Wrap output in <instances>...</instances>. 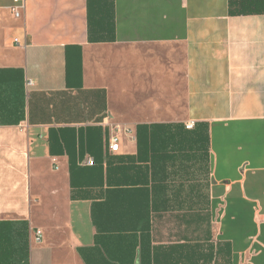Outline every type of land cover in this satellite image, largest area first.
Instances as JSON below:
<instances>
[{
  "label": "crops",
  "instance_id": "1",
  "mask_svg": "<svg viewBox=\"0 0 264 264\" xmlns=\"http://www.w3.org/2000/svg\"><path fill=\"white\" fill-rule=\"evenodd\" d=\"M15 6L0 0L10 264H264V0Z\"/></svg>",
  "mask_w": 264,
  "mask_h": 264
},
{
  "label": "built area",
  "instance_id": "2",
  "mask_svg": "<svg viewBox=\"0 0 264 264\" xmlns=\"http://www.w3.org/2000/svg\"><path fill=\"white\" fill-rule=\"evenodd\" d=\"M16 6L14 7V12H15V16L16 18H20L22 16V14L20 12H18L17 10L20 8H24V2L25 0H14ZM31 85V83H30ZM195 124L194 122H189L188 124H186V128L189 130H192L194 128ZM117 133L119 132V127L116 128ZM120 149V138L118 135H115L114 137H112L111 139V145H110V150L112 152H118ZM36 241L38 243L42 242V232L41 231H37L36 233Z\"/></svg>",
  "mask_w": 264,
  "mask_h": 264
},
{
  "label": "trees",
  "instance_id": "3",
  "mask_svg": "<svg viewBox=\"0 0 264 264\" xmlns=\"http://www.w3.org/2000/svg\"><path fill=\"white\" fill-rule=\"evenodd\" d=\"M10 235L0 225V264H10L12 262V251L10 244Z\"/></svg>",
  "mask_w": 264,
  "mask_h": 264
}]
</instances>
